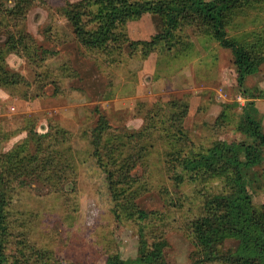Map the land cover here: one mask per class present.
<instances>
[{
	"label": "rangeland",
	"instance_id": "rangeland-1",
	"mask_svg": "<svg viewBox=\"0 0 264 264\" xmlns=\"http://www.w3.org/2000/svg\"><path fill=\"white\" fill-rule=\"evenodd\" d=\"M80 1L36 2L23 22L36 40V54L6 57L8 69L25 82L0 87V155L24 148L30 128L44 134L59 126L68 134L76 169L60 194L25 178L20 179L23 184L14 183L8 262L27 252L24 241L68 264H107L116 254L124 260L137 258L139 224L116 211L102 165L112 166L105 158L101 165L93 155L92 133L103 117L109 129L101 153L113 148L135 162L130 175L135 182L120 200L137 193L139 207L160 213L164 222L147 226V234L167 239L169 264H195L190 223L203 216L206 197L221 192L223 182L186 179L177 186L174 179L184 175L188 160L214 142L247 140L238 130L247 100L238 87L233 53L184 26L172 47L164 43L146 55L141 42L164 30L152 15L128 22L108 48L88 50L64 15L67 4ZM246 15L236 20L231 37L264 28V2ZM84 22L88 30L97 29L88 17ZM4 40L0 27V46ZM246 85L264 93V63ZM254 103L248 112L264 127V97ZM249 190L254 204L262 206L264 181ZM225 247L235 250L237 243L228 241Z\"/></svg>",
	"mask_w": 264,
	"mask_h": 264
},
{
	"label": "trees",
	"instance_id": "trees-1",
	"mask_svg": "<svg viewBox=\"0 0 264 264\" xmlns=\"http://www.w3.org/2000/svg\"><path fill=\"white\" fill-rule=\"evenodd\" d=\"M36 2L44 3L45 0H0V27L5 34L4 44L0 46V87L3 89L25 82L22 75L8 69L7 55L16 53L32 56L38 49L36 40L24 29L23 24ZM263 2L82 0L69 3L64 9V15L71 23L77 40L88 50L108 48L110 42L120 39L121 30L128 22L152 15L161 21L164 30L151 41L141 42L147 51L146 55L164 43L172 47L176 34L184 26L194 27L205 37L216 41L221 48L233 53L238 87L247 100L238 130L246 135L247 140L214 142L206 151L188 160L183 166L184 175L174 179L177 186L186 179L223 182L221 192L206 197L203 216L190 223L197 247L195 264H264V204L256 206L249 190V185L264 181V127L248 112L255 105V100L264 97V93L246 85L247 79L257 75L264 63V28L238 38L229 34L230 30L237 29L236 20L240 16L260 9ZM85 17L97 23L95 31L87 29ZM108 129V123L103 117L100 118L98 127L92 133L93 155L101 165L105 158L108 165L112 166L102 165L116 203V211L126 220L139 224L142 241L136 259L124 260L116 254L109 258L107 264H169L167 239L163 236L149 237L147 234V226L151 225L153 229L158 222H164L160 213L139 207L135 202L137 193L136 197L131 194L130 199L120 200L130 187L129 183L135 182L130 179L135 162L133 157L117 155L113 148L106 150L105 154L101 153L103 135ZM67 135L59 126H51L44 134L37 133L33 127L28 130L24 148L0 155V264H9L6 246L12 225L8 220V207L9 198L15 189L14 183L19 181L23 184L25 182L20 179L25 178L45 183L49 192L60 194L64 190L63 186L70 183V178H74L76 169L69 156L71 147ZM228 241L237 243L235 250L226 249ZM27 244L21 242L27 252L15 257L13 264H68Z\"/></svg>",
	"mask_w": 264,
	"mask_h": 264
}]
</instances>
